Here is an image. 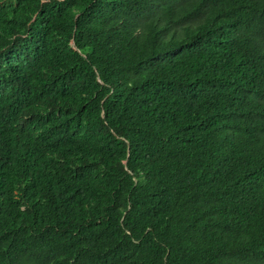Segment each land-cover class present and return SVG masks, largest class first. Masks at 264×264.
<instances>
[{
	"label": "trees",
	"instance_id": "trees-1",
	"mask_svg": "<svg viewBox=\"0 0 264 264\" xmlns=\"http://www.w3.org/2000/svg\"><path fill=\"white\" fill-rule=\"evenodd\" d=\"M0 264H264V0H0Z\"/></svg>",
	"mask_w": 264,
	"mask_h": 264
}]
</instances>
